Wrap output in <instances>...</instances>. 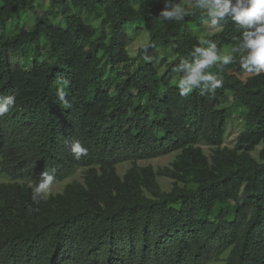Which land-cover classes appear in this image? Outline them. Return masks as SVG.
Segmentation results:
<instances>
[{
    "label": "trees",
    "instance_id": "trees-1",
    "mask_svg": "<svg viewBox=\"0 0 264 264\" xmlns=\"http://www.w3.org/2000/svg\"><path fill=\"white\" fill-rule=\"evenodd\" d=\"M164 7L0 0V97L15 96L0 116V264H264V74L237 57L207 70L223 81L215 96H180L172 69L192 59L210 18L191 8L168 22ZM218 27L204 39L222 54L238 47L231 17ZM142 32L149 42L133 56ZM64 80L69 109L56 96ZM235 111L245 117L229 147ZM72 140L87 155L75 159ZM172 154L168 167L140 165ZM47 168L54 184L80 170L82 181L35 205L27 181Z\"/></svg>",
    "mask_w": 264,
    "mask_h": 264
},
{
    "label": "clouds",
    "instance_id": "clouds-1",
    "mask_svg": "<svg viewBox=\"0 0 264 264\" xmlns=\"http://www.w3.org/2000/svg\"><path fill=\"white\" fill-rule=\"evenodd\" d=\"M164 4L165 7L159 14V18L164 21H183L186 16L194 14L189 11V8H194L210 18L213 28L220 26L226 17H231L236 29L241 32L238 47L232 49L235 55L222 54L214 41L198 38L197 45L193 46L190 53L192 59L181 60L172 69L173 72L182 74L178 82L180 96L187 97L197 88L201 89V95L215 96L217 89L223 87V81L207 70L216 66L223 71V68L234 63L237 57L243 71L255 75L264 74V0H191L188 7L184 6L182 0H164ZM68 83V80H64L65 87L56 90V96L63 109L72 107L65 91ZM14 105V95L0 97V116ZM66 143L75 159L87 155V148L83 147L79 140ZM55 172L56 169L49 171L47 168L41 174L39 183L28 185L32 189L33 204L39 205L52 194ZM28 211H39V208L30 205Z\"/></svg>",
    "mask_w": 264,
    "mask_h": 264
},
{
    "label": "rangeland",
    "instance_id": "rangeland-1",
    "mask_svg": "<svg viewBox=\"0 0 264 264\" xmlns=\"http://www.w3.org/2000/svg\"><path fill=\"white\" fill-rule=\"evenodd\" d=\"M190 2H191V0H182V3L184 4L185 7H188ZM190 10H191V8H189V11ZM33 24H34V19L31 17L26 22V28L31 29ZM221 30L222 29L220 27L213 28L209 23H206L202 29L201 37L205 38L207 36H212L216 33H219ZM148 42H149L148 34L142 32L140 35H138L136 37L135 40H133L131 48H130L131 54L133 56H136L139 49L142 46L146 45ZM223 54H225V55L232 54V51L230 50V48H226ZM224 106H226V105H224ZM244 117H245V115L242 114V111H235L234 112V115L232 117V120L234 121V123L231 126V128L229 129L228 138L226 141L227 146H229V147L235 146L237 136L240 133V131L242 130ZM206 150H207V153L210 154L209 149L206 148ZM174 157H175V154H172L169 156H165V157H161V158H157V159H153V160L141 161L140 165H142V166H153L156 170H158L160 168L170 166ZM129 168H130V164H124V165L119 166L118 170H119L120 175L123 176ZM82 177H83V171L80 170L72 178L64 181L63 183L54 184L53 189H52V194L62 192L68 183H71L75 180L82 181ZM0 180H3V178L1 176H0ZM27 183L30 184L32 182L27 181ZM159 183L162 186L164 191H170L172 188V184H173L172 180L167 179V178H159ZM209 264H222V263L211 262Z\"/></svg>",
    "mask_w": 264,
    "mask_h": 264
}]
</instances>
